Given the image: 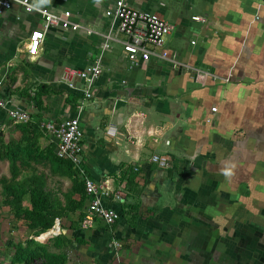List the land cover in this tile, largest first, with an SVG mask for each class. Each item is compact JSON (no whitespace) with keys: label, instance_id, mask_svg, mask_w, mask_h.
<instances>
[{"label":"crops","instance_id":"crops-1","mask_svg":"<svg viewBox=\"0 0 264 264\" xmlns=\"http://www.w3.org/2000/svg\"><path fill=\"white\" fill-rule=\"evenodd\" d=\"M33 2L71 10V18L93 32L52 27L30 56V32L43 28V18L17 3L4 10L0 96L30 113L42 150L56 144L42 123L78 115L86 170L124 197L103 199L120 214L113 228L102 221L78 226V213H70L43 233L47 237L41 234L44 241L26 225V239L47 243L63 234L70 241L63 248L67 264H264V2L132 0L174 25L164 44L168 58L153 55L138 65L107 15L115 0ZM107 34L114 37L109 47ZM98 63L102 72L90 98L84 78L75 76L74 86L64 78L66 67ZM193 68L210 74L205 83L195 80ZM42 85L48 92L38 103ZM0 136L4 143L22 137L3 110ZM154 155L166 157L167 165ZM19 164L18 179L37 175L55 190L71 186L64 188L68 177L48 162ZM3 175L11 176L8 159L0 161ZM113 237L121 244L120 261Z\"/></svg>","mask_w":264,"mask_h":264},{"label":"built area","instance_id":"built-area-1","mask_svg":"<svg viewBox=\"0 0 264 264\" xmlns=\"http://www.w3.org/2000/svg\"><path fill=\"white\" fill-rule=\"evenodd\" d=\"M131 1L115 0V6L107 10V15L114 18L117 29L125 35V39L122 40L123 48L132 64L138 65L141 61L149 60L153 55L162 59L168 58L169 54L164 48V44L167 35L173 31L174 25L156 12L142 10L133 6ZM261 1L264 2V0ZM15 3L21 5L27 12L38 13L44 21L43 28H35L30 32L27 43L30 56H35L39 53L46 32L52 27L74 31L82 29L89 34L93 32L89 27L74 21L71 18V10L55 12L34 3L33 0H0V13L6 9H11ZM192 18L197 22H206V18L202 15H194ZM111 39H114L111 34L104 35L105 47L110 46ZM157 49H161V51L158 52ZM193 70L195 72V80L199 83H205L210 75L194 68ZM101 72L102 69L99 63L91 64L84 69L66 67L64 78L72 86H74L72 79L75 76L84 78L89 86L86 89V98H90L92 94L89 88L93 85L96 78L100 76ZM1 84L2 80H0ZM1 110L8 113L13 123H25L31 119L28 111L19 106L12 107L8 99L0 96ZM212 110L214 112L217 111V107H212ZM41 126L54 134L56 140L55 152L58 157L70 160L77 170L78 177L85 183L88 202L83 209L85 215L82 219V226L91 228L95 227L98 221H102L110 228H113L120 218V214L116 210L105 206L103 199H109L113 196V198L123 200L124 194L119 189L114 190L106 181L94 180L86 170L83 160L84 129L80 117L78 115L73 116L57 124L46 122L42 123ZM152 159L158 162L160 166L167 165L166 157L154 155ZM120 245L118 240L115 239L113 241L115 253L118 256Z\"/></svg>","mask_w":264,"mask_h":264},{"label":"trees","instance_id":"trees-1","mask_svg":"<svg viewBox=\"0 0 264 264\" xmlns=\"http://www.w3.org/2000/svg\"><path fill=\"white\" fill-rule=\"evenodd\" d=\"M48 92V86H40L37 95L40 97ZM22 132L19 143H4L0 136V161H10L11 176L0 177V203L10 207L16 220H25L27 226L35 231L33 235L45 240L41 234L52 229L56 220L78 213V226L85 215L88 195L85 183L78 177L77 170L70 160L58 157L56 144L40 149L38 139L41 129L31 122L17 123ZM43 128V127H42ZM31 159L41 163L48 162L55 174L72 180L67 190L47 187L45 180L37 175L18 179L21 174L19 162L23 165ZM30 237L25 241H10L6 252L11 254V264H67L68 256L63 248L68 242L63 234L51 238L47 243ZM13 249V251H12Z\"/></svg>","mask_w":264,"mask_h":264},{"label":"rangeland","instance_id":"rangeland-1","mask_svg":"<svg viewBox=\"0 0 264 264\" xmlns=\"http://www.w3.org/2000/svg\"><path fill=\"white\" fill-rule=\"evenodd\" d=\"M64 182L66 183L64 185L65 189L66 187L71 185L68 178H65ZM12 215L13 214L10 208L3 203H0V264H11V254L6 252L8 243L10 241H25L27 236L23 234V231H28L26 226L27 223L25 221L16 220ZM22 227L24 228V230H22ZM43 236L47 237V234L45 233ZM115 239L119 241V239H117L116 237H113L112 241H114ZM119 249L120 248H118V251ZM117 257L120 261V254Z\"/></svg>","mask_w":264,"mask_h":264},{"label":"water","instance_id":"water-1","mask_svg":"<svg viewBox=\"0 0 264 264\" xmlns=\"http://www.w3.org/2000/svg\"><path fill=\"white\" fill-rule=\"evenodd\" d=\"M57 222H59V220H57Z\"/></svg>","mask_w":264,"mask_h":264}]
</instances>
